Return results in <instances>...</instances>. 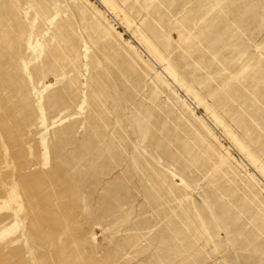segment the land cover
Listing matches in <instances>:
<instances>
[{
	"label": "rangeland",
	"instance_id": "rangeland-1",
	"mask_svg": "<svg viewBox=\"0 0 264 264\" xmlns=\"http://www.w3.org/2000/svg\"><path fill=\"white\" fill-rule=\"evenodd\" d=\"M0 264H264V0H0Z\"/></svg>",
	"mask_w": 264,
	"mask_h": 264
}]
</instances>
